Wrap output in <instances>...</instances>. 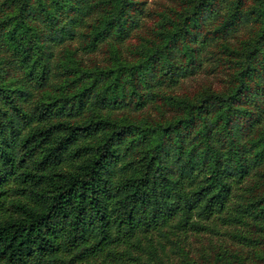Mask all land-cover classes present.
<instances>
[{"label": "trees", "instance_id": "16d2710c", "mask_svg": "<svg viewBox=\"0 0 264 264\" xmlns=\"http://www.w3.org/2000/svg\"><path fill=\"white\" fill-rule=\"evenodd\" d=\"M0 264H264V0H0Z\"/></svg>", "mask_w": 264, "mask_h": 264}, {"label": "rangeland", "instance_id": "374dc122", "mask_svg": "<svg viewBox=\"0 0 264 264\" xmlns=\"http://www.w3.org/2000/svg\"><path fill=\"white\" fill-rule=\"evenodd\" d=\"M158 6H161V4H158Z\"/></svg>", "mask_w": 264, "mask_h": 264}]
</instances>
